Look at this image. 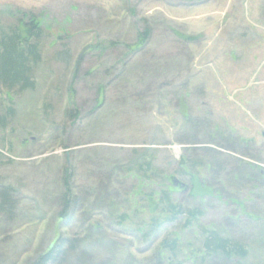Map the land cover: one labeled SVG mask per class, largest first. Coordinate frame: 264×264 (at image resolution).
Returning a JSON list of instances; mask_svg holds the SVG:
<instances>
[{
	"label": "rangeland",
	"instance_id": "1",
	"mask_svg": "<svg viewBox=\"0 0 264 264\" xmlns=\"http://www.w3.org/2000/svg\"><path fill=\"white\" fill-rule=\"evenodd\" d=\"M29 19L45 30L34 87L0 88L14 112L0 126V186L19 200L13 221L0 215V264H26L58 236L83 239L85 257L67 264H153L172 238L177 253L163 256L192 264L203 228L247 252L206 264H264V0H0V28ZM138 154L173 201L200 210L191 227L144 237L118 223L114 205L141 219L158 206V192L144 199L155 186L126 171ZM66 165L83 204L61 220Z\"/></svg>",
	"mask_w": 264,
	"mask_h": 264
},
{
	"label": "trees",
	"instance_id": "2",
	"mask_svg": "<svg viewBox=\"0 0 264 264\" xmlns=\"http://www.w3.org/2000/svg\"><path fill=\"white\" fill-rule=\"evenodd\" d=\"M44 29L34 19L28 21L18 20L14 26H6L0 28V88L6 89L8 92L16 91L17 93L33 89L34 82L31 76L32 69L40 59V40L44 35ZM150 36V30L144 27L138 32L140 43L146 41ZM61 58L67 59L68 51L60 53ZM13 110L10 106L0 108V126H5L7 119L12 117ZM77 113L69 111L66 118L74 119ZM192 148V146L188 147ZM136 158L127 168V172L143 179L147 183H152L155 187L146 194V198L153 197L158 192L157 209L154 214L148 218L141 219L130 216L127 211H121L118 206H112L111 212L118 215V223H127L132 231L143 235L151 236L158 228L166 223L184 220V227L189 228L196 223L201 216V212L197 208H184L181 204L171 199V194L164 187L163 178L156 172L152 160L146 154H138ZM150 157V156H149ZM181 168L186 165L190 171H195L198 164L190 160L188 157H181ZM184 171V169H182ZM191 178L194 176L191 174ZM72 172L69 165L63 170L62 193L58 197V204L61 208L58 218L64 220L68 217L71 210L80 209L82 200L71 184ZM205 187V186H204ZM205 189V188H204ZM18 196L16 189L11 185L0 186V215L6 221H13L18 208ZM128 205V204H127ZM134 214L138 215L137 211ZM117 218V217H116ZM202 241L200 248H195L189 253L193 258L192 264H206L207 259H218L225 262L232 257H244L246 249L243 244L237 240L222 236L218 231L213 229H202ZM83 245V239L79 236L64 237L58 236L54 244L45 252L38 254L35 258L29 260L26 264H67L69 258L75 253H79L80 257H85L80 251ZM178 250V239L163 240L159 246L151 254L153 264H174L170 259L167 260L163 254L165 252L175 254Z\"/></svg>",
	"mask_w": 264,
	"mask_h": 264
},
{
	"label": "water",
	"instance_id": "3",
	"mask_svg": "<svg viewBox=\"0 0 264 264\" xmlns=\"http://www.w3.org/2000/svg\"><path fill=\"white\" fill-rule=\"evenodd\" d=\"M174 181V183H177L175 180H173Z\"/></svg>",
	"mask_w": 264,
	"mask_h": 264
}]
</instances>
